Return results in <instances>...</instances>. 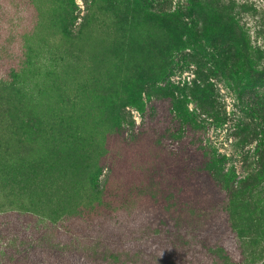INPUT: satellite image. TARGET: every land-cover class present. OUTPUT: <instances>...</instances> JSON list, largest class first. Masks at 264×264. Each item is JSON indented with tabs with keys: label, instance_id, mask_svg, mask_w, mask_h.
I'll return each mask as SVG.
<instances>
[{
	"label": "rangeland",
	"instance_id": "obj_1",
	"mask_svg": "<svg viewBox=\"0 0 264 264\" xmlns=\"http://www.w3.org/2000/svg\"><path fill=\"white\" fill-rule=\"evenodd\" d=\"M0 137V264H264V0H0Z\"/></svg>",
	"mask_w": 264,
	"mask_h": 264
},
{
	"label": "trees",
	"instance_id": "obj_2",
	"mask_svg": "<svg viewBox=\"0 0 264 264\" xmlns=\"http://www.w3.org/2000/svg\"><path fill=\"white\" fill-rule=\"evenodd\" d=\"M232 33V32H231ZM231 38H232V35H231V37L229 38L230 40H231ZM21 74H23V71L21 72ZM1 136H3V134H1ZM4 139H5V137H0V142H2V141H4ZM3 143V142H2ZM0 162H1V160H0ZM1 166V165H0Z\"/></svg>",
	"mask_w": 264,
	"mask_h": 264
}]
</instances>
